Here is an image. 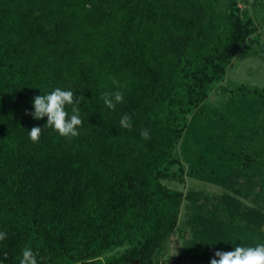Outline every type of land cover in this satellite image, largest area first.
Listing matches in <instances>:
<instances>
[{
	"label": "trees",
	"instance_id": "16d2710c",
	"mask_svg": "<svg viewBox=\"0 0 264 264\" xmlns=\"http://www.w3.org/2000/svg\"><path fill=\"white\" fill-rule=\"evenodd\" d=\"M263 16L264 0H0V264L25 247L37 264H159L172 234L175 261L209 264L264 243V85L208 101L247 42L264 63ZM113 78L115 110L101 99ZM57 87L84 97L70 140L25 114ZM186 176L234 189L209 198L162 182Z\"/></svg>",
	"mask_w": 264,
	"mask_h": 264
},
{
	"label": "clouds",
	"instance_id": "9594fccd",
	"mask_svg": "<svg viewBox=\"0 0 264 264\" xmlns=\"http://www.w3.org/2000/svg\"><path fill=\"white\" fill-rule=\"evenodd\" d=\"M113 84L117 86L115 91H106L102 93L101 99L108 109L115 110L117 104L122 103L124 96L119 90L118 81L113 78ZM72 90H64L59 87L53 89L50 93L37 95L33 98L31 115L34 119L39 120L47 117L44 127L52 128L60 136L69 140L79 135L78 129L82 126L83 121L80 117V103L84 100L83 95L76 96ZM71 107V115L66 110ZM122 128L131 130L132 118L125 113L119 120ZM28 132V136L33 143H37L42 135L41 127L34 126ZM141 139H151L150 132L144 128L140 132ZM6 238V233L0 231V240ZM37 253L31 247H25L22 250V258L19 264H37ZM5 258V257H4ZM6 259V258H5ZM209 264H264V243H257L255 246H236L232 251L214 252Z\"/></svg>",
	"mask_w": 264,
	"mask_h": 264
},
{
	"label": "rangeland",
	"instance_id": "374dc122",
	"mask_svg": "<svg viewBox=\"0 0 264 264\" xmlns=\"http://www.w3.org/2000/svg\"><path fill=\"white\" fill-rule=\"evenodd\" d=\"M259 22L260 23L258 25L260 38L261 40H264V16L260 18ZM254 47H256L255 44L247 42L244 46H242L241 51L228 63L224 81L214 84L210 90L208 101L211 104L217 107H222V105L227 102L229 96L227 93H225L222 86L227 87L228 84L233 83H243L255 86L264 85V63L256 56H252L250 54ZM162 182L170 188L182 190L183 192L198 191L201 192L202 195L208 196L209 198L223 195L226 192L232 194L234 189L231 188V190H229V188H225L219 184L209 181H202L188 176L185 177L184 184L166 180H163ZM241 200L244 202L245 206H257V204H255L253 200L248 199V197L246 199L242 198ZM259 203H261L260 200ZM188 205H190L189 200H183L178 216L179 227H182L187 220ZM261 211L264 215V209H261ZM260 229L264 233V217L261 221ZM183 241L179 235L172 234L169 236L166 243V253L171 255L170 257L173 260L170 261L172 264H195L194 261L190 259H183L181 262L175 261L174 258L181 254V251L178 249V245ZM166 253L162 254V258L160 257V259H167Z\"/></svg>",
	"mask_w": 264,
	"mask_h": 264
},
{
	"label": "built area",
	"instance_id": "2783aa9c",
	"mask_svg": "<svg viewBox=\"0 0 264 264\" xmlns=\"http://www.w3.org/2000/svg\"><path fill=\"white\" fill-rule=\"evenodd\" d=\"M159 264H172V262H167L165 259H160Z\"/></svg>",
	"mask_w": 264,
	"mask_h": 264
}]
</instances>
